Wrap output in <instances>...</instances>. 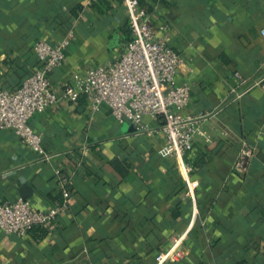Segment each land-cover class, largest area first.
<instances>
[{
    "label": "crops",
    "instance_id": "obj_1",
    "mask_svg": "<svg viewBox=\"0 0 264 264\" xmlns=\"http://www.w3.org/2000/svg\"><path fill=\"white\" fill-rule=\"evenodd\" d=\"M137 2L184 60L176 76L189 86L184 114L204 133L183 159L190 191L179 163L159 153L160 119L123 132L106 106L92 113L82 98L59 101L28 121L42 153L0 130V202L21 200L26 184L34 207L56 203L60 170L73 173L69 208L23 236L0 232V264H158L170 250L160 264H264V0ZM71 30L65 63L48 76L57 97L119 59L130 37L123 0H0L2 88L16 91L39 67L37 41Z\"/></svg>",
    "mask_w": 264,
    "mask_h": 264
},
{
    "label": "built area",
    "instance_id": "obj_2",
    "mask_svg": "<svg viewBox=\"0 0 264 264\" xmlns=\"http://www.w3.org/2000/svg\"><path fill=\"white\" fill-rule=\"evenodd\" d=\"M130 37L118 60L98 66L85 76L65 84L57 97L51 89L48 76L66 60V50L74 37L69 31L55 42L37 41L33 52L39 62L36 68L14 92L0 85V130H10L34 153H42L41 137L29 126V119L56 105L59 101L74 103L84 99L92 113L101 106L109 108L112 118L120 125L140 128L145 117L160 119L164 145L159 153L163 158L175 159L181 168L190 191L188 174L191 167L183 159L198 136H204L200 120L184 114L189 103V86L177 85L176 76L184 63L164 38H156L149 18L138 9L137 0H123ZM162 29V28H160ZM233 78L242 83L238 73ZM264 89V83L262 84ZM250 150H243L234 165V172L245 171ZM48 156L44 160L48 161ZM60 190L59 201L39 208L26 200L0 202V232L23 236L36 227L54 223L69 208L73 173L55 170ZM160 254L158 264L170 253ZM179 256L175 253L174 256Z\"/></svg>",
    "mask_w": 264,
    "mask_h": 264
},
{
    "label": "water",
    "instance_id": "obj_3",
    "mask_svg": "<svg viewBox=\"0 0 264 264\" xmlns=\"http://www.w3.org/2000/svg\"><path fill=\"white\" fill-rule=\"evenodd\" d=\"M123 132L133 133L135 132V128L130 124H123L122 126ZM31 188L26 184H22L18 189V194L21 200H26L30 197L29 193L31 192Z\"/></svg>",
    "mask_w": 264,
    "mask_h": 264
}]
</instances>
